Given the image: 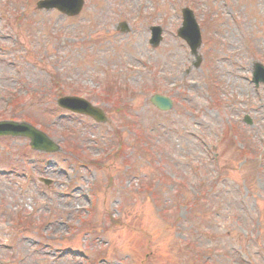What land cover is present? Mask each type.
<instances>
[{"label": "rangeland", "instance_id": "rangeland-1", "mask_svg": "<svg viewBox=\"0 0 264 264\" xmlns=\"http://www.w3.org/2000/svg\"><path fill=\"white\" fill-rule=\"evenodd\" d=\"M114 1L88 0L80 16L63 24L59 12L33 5L29 9L32 0H26L25 15L13 18L10 30L23 42L17 50H30L24 62L14 59L16 65L25 63L24 70L14 73L37 81V86L58 78L97 90L99 79L92 76L101 70L105 85L120 97L94 99L105 109V123L67 113L49 94L7 113L19 118L29 111L33 122L63 140L65 147L54 155L34 154L18 148L10 137H0V168L29 174L30 158L37 159L34 183L24 189H19L22 176L10 183L8 175H0V200L5 201L0 205V259L8 258L10 264H264V90L250 82L251 61L264 62V0H201V12H214L215 17L223 4V13L209 21L201 65L191 68L185 83L176 81L179 74L171 78L191 66L182 41L167 33L156 49L147 50L146 24L125 33L98 28L112 17ZM231 15H239L242 31L234 29ZM85 20L93 24L78 29ZM45 40L53 42L48 53L42 47ZM141 56L143 61L137 58ZM134 60L139 62L131 63ZM145 62L157 64L153 72L164 87L177 83L173 88L179 95L164 114L150 105L148 95L125 91L127 84L134 90L139 84L152 86ZM33 63L40 66L33 68ZM110 64L133 69L124 68L127 78L110 76L105 69ZM8 65L0 63V82L13 68ZM135 68L143 74H136ZM209 75L219 82L218 97L224 102L218 106L208 105L214 92L205 84ZM244 115L251 123L243 121ZM221 122L225 128L217 131ZM231 123L239 129L237 141L229 132ZM198 133L199 139L194 138ZM215 140L210 159L205 144ZM75 160L87 163L76 178L80 166ZM62 168L68 173L60 174ZM44 170L58 174L59 183L69 180L64 186L69 197H56L40 181ZM177 187L181 189L176 193ZM191 189L205 191L204 198L193 199L191 210L179 208V193L191 198ZM14 212L29 215L36 226H30L29 219L8 226Z\"/></svg>", "mask_w": 264, "mask_h": 264}]
</instances>
